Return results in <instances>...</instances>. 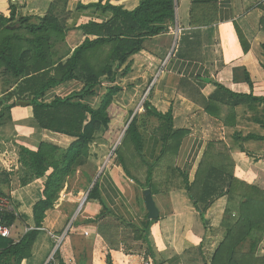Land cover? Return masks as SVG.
Listing matches in <instances>:
<instances>
[{
	"label": "crops",
	"instance_id": "0c3cea01",
	"mask_svg": "<svg viewBox=\"0 0 264 264\" xmlns=\"http://www.w3.org/2000/svg\"><path fill=\"white\" fill-rule=\"evenodd\" d=\"M142 1L110 0L128 10ZM52 2L0 0V13L9 16L11 4L18 3L20 14L43 17ZM97 2L70 0L67 9L72 15L67 23L80 26L103 20L94 9L76 13L80 3ZM208 5L217 9L216 22L195 26L192 10L202 5L176 0L175 24L145 39L143 50L124 65L118 67L115 62V81L103 78L96 95L86 97L84 102L96 109L109 87H121L109 106L108 127L102 126L95 133L87 163L69 178V187L46 212L39 229L34 206L43 198L47 177L22 183L31 172L20 161L21 147L36 151L47 142L66 149L75 138L41 128L32 106L15 105L5 114L3 118L8 120L0 122V192L17 211L15 225H25L23 235L39 230L31 255L21 264H108L109 260L111 264H206L218 239L227 234L222 222L230 176L264 190V139H234L236 133L241 138L264 137V104L245 102L217 85L233 93L264 96V0H216ZM235 22L250 43L248 52L239 40ZM84 39L82 30L72 29L66 44L73 51ZM128 63L131 69L125 73ZM82 88L81 81H66L49 90L44 99L50 102L55 96ZM4 93L0 82L1 110L13 102ZM146 101L159 113L171 111L173 129L180 132L170 133L165 140L161 132L164 122L145 114ZM133 120L138 126L139 147L127 134ZM111 149L116 154L108 159ZM206 152H210L213 163L208 170L216 171L221 181L213 180L216 192L206 197L218 196L206 208L205 224L199 209L202 204L192 201L185 181H195ZM95 184L106 206L89 198ZM147 188L159 208L156 219L148 218ZM201 195L198 191V199ZM133 225L149 226L154 256H147V244Z\"/></svg>",
	"mask_w": 264,
	"mask_h": 264
},
{
	"label": "trees",
	"instance_id": "16d2710c",
	"mask_svg": "<svg viewBox=\"0 0 264 264\" xmlns=\"http://www.w3.org/2000/svg\"><path fill=\"white\" fill-rule=\"evenodd\" d=\"M69 1L53 0L48 13L43 17L20 14L18 3L11 4L9 16L0 13V82L5 86V98L13 100L12 104L2 110L3 102L0 101V122L8 120L3 117L15 105H29L41 128L75 138L66 149L47 142H42L36 151L21 147L20 161L31 172L22 183L26 185L35 178L47 177L43 198L34 206L38 229L43 225L46 212L55 207L61 193L69 187V178L79 166L87 163L90 143L102 126L108 127L109 106L121 87H109L96 109L84 102L86 97L96 95V88L101 85L103 78L115 81V62H118V67L124 65L133 55L143 50L145 39L166 32L169 25L176 22V0H143L133 10L114 5L110 0H99L89 5L80 3L76 13L94 9L103 16V20H91L80 26L74 23L69 25L67 21L72 15L67 9ZM193 2L202 5L192 10L193 25L207 26L216 22L217 9L208 5L216 0ZM261 26L264 28V17ZM235 27L244 51L248 52L249 41L236 22ZM72 29H80L85 35L83 42L73 51L66 44L67 33ZM130 69L128 63L124 72L128 73ZM246 79L252 87L247 71ZM70 80L81 81L83 88L66 96H55L50 102L44 99L49 90ZM217 85L245 102L264 104V96L257 97L252 92L233 93L223 85ZM144 108L146 115L164 122L161 132L165 140H168L170 133L180 132L173 129L171 111L167 114L159 113L148 101L144 103ZM137 131L136 120H133L127 134L139 147ZM241 137L239 133L234 135L236 141L264 139L258 135ZM211 158L210 152H206L195 181L192 184L187 179L185 181L192 201L196 205L202 204L199 209L205 224L208 222L205 219L206 208L218 196L206 197L216 192L217 184L213 180L221 181L216 171L208 170L213 167ZM228 187V204L222 222L227 234L215 250L212 261L206 264H264V258L254 256L259 244L264 241V190L232 175ZM198 191L202 192L200 199ZM0 195L3 194L0 192ZM89 198L98 199L105 205L97 184L91 189ZM236 205L239 206L238 218L234 211ZM17 219L18 216L13 212H0V223L8 227H12ZM148 227L133 225L138 237L147 244V256H154L148 239ZM38 233L39 230H29L18 241L0 237V264H21L31 255V247ZM246 241L252 245V252L240 253L239 245ZM108 264H111L110 260ZM154 264L160 263L154 261Z\"/></svg>",
	"mask_w": 264,
	"mask_h": 264
},
{
	"label": "rangeland",
	"instance_id": "374dc122",
	"mask_svg": "<svg viewBox=\"0 0 264 264\" xmlns=\"http://www.w3.org/2000/svg\"><path fill=\"white\" fill-rule=\"evenodd\" d=\"M18 1V0H17ZM49 11V10H48ZM48 13V12H47ZM94 139H96V138H94ZM122 140V139H121ZM120 144V139H119V141L117 142V145H116V148H117V146ZM115 147H114V149H116ZM115 154H116V151H113L112 149H111V151L109 152V155H108V159H109V157H114L115 156ZM86 191H88V190H86ZM90 194V193H89ZM84 202H86V199L84 200ZM234 211H235V213L237 214H235L236 216V218H238V212H239V206L238 205H236V207L234 208ZM17 212V211H16ZM16 215V214H15ZM17 216V215H16ZM203 219V218H202ZM206 219V218H205ZM208 223V222H207ZM14 225H15V223H14ZM12 226V227H9L10 228V230H12L13 231V233H12V231H11V235H10V237H7V238H9V239H11L12 241H17L18 239H20L21 237H22V235H23V231H24V227H25V225L21 222L20 223V225H15V226ZM20 228V231L18 230ZM222 238H225V236L224 237H222ZM222 240H224V239H222ZM222 240L219 238L218 239V241L216 242V245H214V251H212V256H213V254H214V252H215V250L217 249V247L221 244V242H222ZM263 245H264V241L263 242H261L260 244H259V247H258V249L255 251V257L256 258H259V259H261V258H264V248H263ZM251 247H252V245H250V242L249 241H246V242H243V243H241L240 245H239V252L240 253H246V252H249V253H251L252 252V249H251ZM254 254V253H253ZM212 261V257L210 258V262ZM209 262V263H210Z\"/></svg>",
	"mask_w": 264,
	"mask_h": 264
},
{
	"label": "built area",
	"instance_id": "2783aa9c",
	"mask_svg": "<svg viewBox=\"0 0 264 264\" xmlns=\"http://www.w3.org/2000/svg\"><path fill=\"white\" fill-rule=\"evenodd\" d=\"M16 1V0H13ZM0 212H13L17 214L16 209L11 200L4 195H0ZM11 230L8 226L0 223V237H10Z\"/></svg>",
	"mask_w": 264,
	"mask_h": 264
},
{
	"label": "water",
	"instance_id": "95a60500",
	"mask_svg": "<svg viewBox=\"0 0 264 264\" xmlns=\"http://www.w3.org/2000/svg\"><path fill=\"white\" fill-rule=\"evenodd\" d=\"M144 196L146 201V208L148 210V218L149 219L158 218L160 212H159V208L156 205L152 190L150 188L145 189Z\"/></svg>",
	"mask_w": 264,
	"mask_h": 264
}]
</instances>
